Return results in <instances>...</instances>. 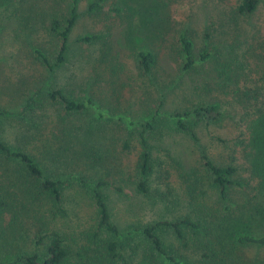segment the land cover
I'll return each instance as SVG.
<instances>
[{
  "label": "trees",
  "instance_id": "16d2710c",
  "mask_svg": "<svg viewBox=\"0 0 264 264\" xmlns=\"http://www.w3.org/2000/svg\"><path fill=\"white\" fill-rule=\"evenodd\" d=\"M62 1L57 0V5ZM171 1L115 0L109 8L122 17V6L129 7L131 17L137 16L138 24H124L128 48L135 42V33L145 42L132 46L136 75L142 83L139 88L146 96L141 105L145 113L138 116L135 128H128L120 149L135 153L129 185L142 199L151 200L158 212L146 218L131 211L125 223L116 221L107 189L120 196L127 193L106 180L109 164L115 167L120 162L113 160L115 147L111 143L107 149L100 146L97 132L101 127L93 130L68 124V118L85 112L86 105L71 88L64 90L48 82L30 94L20 116L33 118L27 110L36 104L40 109L55 106L57 147H50L47 156H38L19 145L10 146L0 136V183H9L7 188L0 187V218L10 213L8 223L0 227V251L12 245L7 237L11 232L16 235L21 213L36 215L39 223L33 248H26L24 242L12 245L0 264H244L243 249L264 250V231L256 228L264 225V73L256 79L251 75V56H247L251 43L247 41L248 48L243 50L246 41L240 40L248 34L240 25L241 18L251 16L264 0L234 1L226 21L225 33L230 34L217 40L214 53L210 51L215 42L209 34L212 22L203 32V47L196 51L189 29L173 31L165 13ZM67 2L62 14L55 13L53 5L46 9V31L56 38L55 52L33 51L49 74L66 64L69 37L80 16L79 0ZM102 3L105 0H90L87 12L113 19L115 15L108 16ZM109 30L85 33L76 41L100 52L110 50ZM212 59L216 64L214 91L218 89L219 95L206 99L197 91L195 98L188 97L182 76ZM115 66L106 79L113 93L119 92L116 81L110 82ZM118 84L121 93L130 85ZM88 103L92 104L91 97ZM121 110L120 115L113 107L111 114L121 119L133 115ZM6 114L0 110V116ZM79 163L85 164L84 173L76 171ZM94 165L106 175H87ZM69 179L83 189L91 182L93 187L85 192L93 215L68 234L54 229L52 221L66 214Z\"/></svg>",
  "mask_w": 264,
  "mask_h": 264
},
{
  "label": "rangeland",
  "instance_id": "374dc122",
  "mask_svg": "<svg viewBox=\"0 0 264 264\" xmlns=\"http://www.w3.org/2000/svg\"><path fill=\"white\" fill-rule=\"evenodd\" d=\"M234 1L172 0L165 13L171 20L173 31L189 29L197 44L196 51L199 47H203V32L208 26V21L212 22L209 34L215 42L211 43L210 51L214 53L219 41L221 42L220 39L230 34L225 33L228 25L226 21L227 17H231L230 10L234 6ZM89 2L90 0H79L80 16L69 37L71 46L68 60L63 67L58 70L55 68V72L50 75L47 69L37 61L33 51L37 48L52 54L55 52L56 38L46 31V24L49 20L46 9H49V5H53L54 12L62 14L67 8L66 0L58 5L57 0H0V110L7 112L6 116H0V136L10 146L19 145L33 155L47 156L46 151L50 147L56 148L59 138L56 122L57 108L44 105L41 106L43 109H40L36 104L35 108L27 110L30 116H33L31 119L20 116V113L24 110L30 94L44 88L48 82L64 90L71 88L75 98L85 103L86 111L68 118V124L81 125L93 130L101 127L97 132L100 146L107 149L108 144L111 143L112 147H115L113 160L120 161L115 162V167L109 164L110 172L106 176V180L121 186L122 193H127V196H120L111 189H107L116 221L120 224L125 223L131 211L139 215L144 214L146 218H154L152 214L157 213L158 208L153 206L151 200L148 203L146 199L135 194L132 185H129L134 174L135 153L122 152L120 149V144L129 131L128 128H135L139 121L138 116L145 113L141 105L144 106L146 96L143 88H139L142 83L136 75L132 55V49L143 46L145 42L138 33H135L133 36L135 42L132 41L130 48L125 43L124 24H138L137 16L136 18L131 17L132 10L129 7L122 6L123 16L118 17L114 12L109 11L110 5H114L115 0H105V3H102L104 12H109L110 17L115 15L113 19L105 20L104 16L103 18L95 17L87 12ZM240 25L244 31L248 32L242 35L240 40L246 41L245 47H242L243 50L248 48L249 42L251 43L248 52L247 50L245 52L248 57L251 56V59L248 58L249 67L252 69L251 75L256 79L264 73V4L260 3L251 16L242 17ZM105 27H110L108 38L110 50L104 49L100 52L97 47L77 43L76 40L80 35L101 31L105 33ZM133 45L135 47H132ZM49 58L52 59L53 56ZM114 64H116L117 71L110 82L116 81L115 86L119 91L117 93L109 92V83L106 82L107 77L112 74ZM215 66V61L212 59L198 65V68L188 75L182 76V82L189 89L188 97L195 98L197 91H200L201 96L206 99L212 95H219L218 89L214 91L217 82ZM52 75H54L53 79H51ZM121 82L130 84L123 89L122 93L118 84ZM204 87L206 89H203ZM89 97L92 98V104L88 103ZM113 107H116L119 113L123 108L128 110L127 112H132L133 115H128V119H121L119 114H111ZM58 112L60 115L64 114L63 111L58 110ZM162 116L168 118L166 112H162ZM181 140L184 141V139ZM85 168V164L79 163L76 171L84 173ZM90 174L106 175V172L94 165L93 170L87 175ZM67 183L71 185H69L67 202L64 205L66 214L63 217L58 216L52 224L54 229L69 234L93 215L91 200L85 192L86 188L90 190L93 185L89 182L83 189L75 179H69ZM8 184L5 180L4 183H0V187L7 188ZM143 201L146 205H141ZM142 207L144 210L141 211ZM39 212L37 210V213ZM9 216L8 212L0 218V227L8 223ZM15 227L16 235H12L11 232L7 240L13 246L24 242L26 248H33L34 236L39 229L36 215L21 213ZM256 228L259 233L264 231V225L258 224ZM13 236H16L15 240ZM1 243L0 237V245ZM12 245L0 251V262L5 252L13 249ZM242 252H244V264H254L258 261L264 264V250L248 248L243 249Z\"/></svg>",
  "mask_w": 264,
  "mask_h": 264
}]
</instances>
